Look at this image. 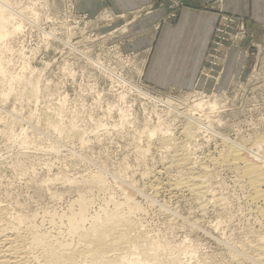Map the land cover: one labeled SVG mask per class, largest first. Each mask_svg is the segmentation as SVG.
<instances>
[{
    "label": "rangeland",
    "instance_id": "374dc122",
    "mask_svg": "<svg viewBox=\"0 0 264 264\" xmlns=\"http://www.w3.org/2000/svg\"><path fill=\"white\" fill-rule=\"evenodd\" d=\"M19 2L27 6L35 4L36 0ZM44 2L46 9L33 8L32 12L21 13V19L46 11L49 16L64 20L75 11L71 0ZM147 12L149 10L131 13L129 18L106 11L97 16L84 13L79 17L80 28L74 35L54 31L55 26L50 21L45 25L39 16L23 25L27 31L20 37V43L14 45L17 52L13 55L18 57L19 73H36L33 79L38 87L33 89H37V95L32 97V90L21 89L5 98L0 84V175L4 174L5 163L17 165L19 169H7L8 179L15 177L12 182L17 187L12 190L15 195L9 201L4 218L25 217L21 233L29 222L38 225L46 220L45 227L49 231L55 229L53 236L59 235L65 243L71 242L70 218L80 213L81 200L87 204L84 227L110 210L106 196L90 199L84 194L85 185L80 182L91 154L84 145L93 152L103 147L114 156L127 155L123 150L130 140L120 139L108 126L109 123L115 125L117 113H109L112 120L106 122L101 119L105 115L101 108L122 103L115 85L131 86L140 66L153 69L161 77L167 76L166 69L178 67L153 64L151 51L129 50L134 41L128 32L129 26L136 16ZM89 66L92 71L85 72ZM190 84L191 87L183 89L181 100L185 108L178 119L173 117L175 123L162 121L157 125L159 132L152 131L156 137L151 142V156L136 178L154 190L151 200L158 211L154 222L157 227L164 225L170 231L169 243L183 249L185 264H198L200 259L207 264H216L217 260H224L225 264L227 261L232 264H254L255 261L257 264L260 261L258 247L251 248L247 241L259 245L260 236H264V217L250 200L246 182L230 168L218 165L222 151L226 150L224 139L245 143L264 137V45L252 40L243 18L219 15L205 61ZM69 105L89 108L97 114L94 127L81 126L83 131L76 130L77 139L66 137L63 131ZM167 110H173L171 102ZM187 112L191 118H200L203 126L191 140L181 133ZM153 120L152 127H155V118ZM144 126L141 113L137 128ZM163 136H173L177 148L187 145L194 169L190 171L202 175L197 177L203 183L204 198L175 187L180 179L176 174L184 169H169L172 151L165 154V162H159L164 149L159 139ZM92 140L96 143L92 144ZM144 146H147L146 139ZM153 158L157 163H153ZM99 188L103 190L102 181ZM185 225L189 226L187 231ZM238 244H244V248H236ZM234 255H238L236 260Z\"/></svg>",
    "mask_w": 264,
    "mask_h": 264
},
{
    "label": "clouds",
    "instance_id": "9594fccd",
    "mask_svg": "<svg viewBox=\"0 0 264 264\" xmlns=\"http://www.w3.org/2000/svg\"><path fill=\"white\" fill-rule=\"evenodd\" d=\"M71 3L75 11L68 15L67 19L51 17L44 11L22 20L21 13L32 12L33 8L46 9L44 0H36L35 4L27 6L19 0H0V19H3V29L0 31V61H2L0 75L3 79L0 80V84H2L5 98L9 97L14 90L30 91L38 87L36 79H33L36 73H19L17 71L19 64L16 62L18 57L13 55L17 52L14 45L20 43V37L27 31L23 28L24 24L39 16L45 25L50 21L55 26L54 31L74 35L80 28L79 17L86 12L95 15L106 6L100 0H71ZM70 21L71 27H69ZM28 26L31 27L30 24ZM35 31L36 29L33 28V32ZM21 47H23L22 44ZM84 71L91 72L92 66L85 68ZM101 83H103L102 79ZM115 87L119 88L122 103L110 105L107 109L101 108L105 113L101 119L110 122L112 117L109 113H117L118 119L115 125L109 123L108 126L120 139L130 140L123 150L127 155L114 156L103 147L93 152L87 144L84 145L91 154L87 171L82 170L83 177L80 180L85 185L84 194L87 197L96 200L106 196L107 203L111 205L106 218L94 225L97 231L104 232L108 238L109 244L105 256L101 260L85 258L81 251L65 243L62 237L53 236L52 231L55 229L49 231L45 227L47 223L45 220L38 225L29 222L24 229V234L11 245V253L0 244V256L5 257L0 259V264H185L183 249L169 243L170 231L165 229L164 225L157 227L154 222V217L158 215L156 205L151 200L154 190H150V185L136 177L141 175V169L147 166L148 158L151 156V142L156 137L152 135V131L158 133L157 125L162 121L171 120L175 123L173 117L178 119L179 113L185 108L181 100L183 89L191 87V84L180 78L158 76L153 69L140 66L136 70L131 86L121 84ZM154 98H158L163 103L157 102ZM169 102L173 105L172 111L167 110ZM138 108L140 110H137ZM141 113L145 119V126L138 129ZM96 115V112L89 108H75L69 105L64 115V135L77 139L74 135L76 130L83 131L81 126L94 127L97 124ZM153 118L156 122L155 127H152ZM111 135L112 133L109 132V136ZM145 139L147 146H144ZM91 143L95 144L96 141L92 140ZM172 147L161 150L159 162L167 160L165 154L170 153ZM153 163H157L155 158ZM260 167L264 168V164ZM7 169L19 170L17 165L5 163L4 174L0 175V193H2L0 208H3L5 213L10 206L9 201L15 195L12 190L17 187L12 182L15 177L8 179ZM29 171L32 170L29 169ZM177 175L180 174L177 173ZM101 181L103 190L99 188ZM113 192L116 195H112ZM65 207L67 208V205ZM188 227L185 225L184 230L187 231ZM0 229L13 230L12 221L0 220ZM247 243L251 248L259 247L260 252L264 253V236H260L259 245L251 241ZM236 248H244V244H238ZM8 255H14L16 259L9 260ZM88 255L92 256V253ZM203 255L202 251L200 256ZM125 257L130 259L126 261ZM260 260L264 261V256H260ZM198 264H207V262L200 259ZM216 264H225V261L217 260ZM227 264L232 262L227 261Z\"/></svg>",
    "mask_w": 264,
    "mask_h": 264
},
{
    "label": "crops",
    "instance_id": "0c3cea01",
    "mask_svg": "<svg viewBox=\"0 0 264 264\" xmlns=\"http://www.w3.org/2000/svg\"><path fill=\"white\" fill-rule=\"evenodd\" d=\"M114 15L136 16L128 32L134 37L130 51H151L153 64H167L165 77L193 81L205 61L219 15L245 20L252 40L264 45V0H100ZM177 3H179L177 5ZM176 5V6H175ZM235 51H232L233 54ZM163 72V70H161ZM179 75V76H177Z\"/></svg>",
    "mask_w": 264,
    "mask_h": 264
},
{
    "label": "bare ground",
    "instance_id": "6f19581e",
    "mask_svg": "<svg viewBox=\"0 0 264 264\" xmlns=\"http://www.w3.org/2000/svg\"><path fill=\"white\" fill-rule=\"evenodd\" d=\"M2 29H3V19H0V31H2ZM0 63H1V61H0ZM0 77H1V79L3 78L2 75H0ZM30 95L32 97H35L37 95V89H32V91L30 92ZM214 107H216V105H214ZM214 109H216V108H214ZM191 111H192V109H191ZM194 111H195V109H194ZM213 112H215V111H213ZM192 113H194V112L192 111ZM187 115H188V112H187ZM53 117L55 118V116H53ZM186 117H188V118L186 119V124H185L181 133L187 139L191 140L194 138V136L199 131L203 130V126L201 125L202 122H200V120H199L200 118H193V117L191 118L189 115L185 116V118ZM51 120L54 121V119H51ZM49 121H50V118H49ZM55 121H57V118ZM50 123L51 122H49V124ZM48 127H52V126L49 125ZM152 135L155 136V133L152 132ZM164 136L159 139L160 146H162V148H164V149L168 148V147H172L175 144V143H173V141H174L173 136H171L172 138L171 137L170 138L164 137ZM223 142H224V145H226V150L222 151V154H221L222 159L219 161L221 163L219 164V162H218V165L219 166L225 165V167L230 168L231 170H233L235 172V174L237 176H239L240 178H242L246 182L245 186H247V188H248L250 200L257 206L259 213L262 215V217H264V168L260 167L261 164H264V137L258 138V139H253V140H250V141L245 142V143H237L234 141L230 142L228 139H224ZM247 144H249V145L245 146ZM186 146H182V147L178 146V148H177L174 145V147H172V154L173 155H172V160L169 164V169H171V170L172 169L175 170L176 168L178 170H180L181 168L184 169L183 171L180 170L177 172L180 174V175H178L180 179H178L177 181L175 180L176 181L175 187H177L178 189H183L185 191H187V189H188V190L192 191L195 194V196L197 195L198 196L197 198H199V197L201 198V197L205 196V189H204V186H202L203 185L202 181L199 180L201 178H199L197 176H202V175L201 174H198V175L194 174L195 171L192 172L194 169H192L193 166H191L192 164L190 162L191 158L187 154ZM190 170H192V171H190ZM205 170H207V169H205ZM188 171H190L192 173H190ZM212 174H210V175H212ZM208 184H210V183H208ZM197 201H198V199H197ZM211 201H213V200H211ZM198 202H200V201H198ZM80 207H81L80 213L77 216H72L70 218V225H71L70 234H71L72 238H71V242H67V244H70L77 251H81L82 255L85 258L101 260L105 256L109 241H108L106 234L102 231H97L95 229L94 225L98 224L100 221H103L106 218V215L104 217H100L99 219L95 218L93 221L90 222L89 227H84L83 224L86 221L85 213H86V209H87L86 202L81 200L80 201ZM258 210H257V212H258ZM4 215H6V213L4 212V209L0 208V218H2V217L4 218ZM8 218L9 217H7V219ZM10 220L12 221L13 230L0 229V233H2V234H0V244H2L3 248L7 249L9 253L12 252L11 245L15 244L16 240L19 239V237L24 234V233H21L20 226L24 223L25 217L16 216V217H14V219H13V217H12V219L10 218ZM257 250H258V253L260 256H264V253L260 252L259 247L257 248ZM89 253H92V256H89L88 255ZM249 253H250V251H249ZM233 257L235 259V257H238V255H234ZM248 257H250V256H248ZM4 258L5 257L0 256V259H4ZM7 259L14 260V259H16V257L14 255H8ZM125 259L127 261L128 259H130V257H125ZM253 263L256 264L255 261ZM239 264H240V262H239ZM257 264H264V261L260 260L257 262Z\"/></svg>",
    "mask_w": 264,
    "mask_h": 264
},
{
    "label": "snow or ice",
    "instance_id": "6c2138e0",
    "mask_svg": "<svg viewBox=\"0 0 264 264\" xmlns=\"http://www.w3.org/2000/svg\"><path fill=\"white\" fill-rule=\"evenodd\" d=\"M225 3L227 4L228 3V0H225Z\"/></svg>",
    "mask_w": 264,
    "mask_h": 264
}]
</instances>
